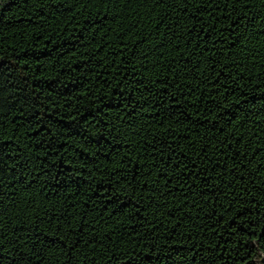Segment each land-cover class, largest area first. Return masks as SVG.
Returning a JSON list of instances; mask_svg holds the SVG:
<instances>
[{
	"label": "trees",
	"instance_id": "obj_1",
	"mask_svg": "<svg viewBox=\"0 0 264 264\" xmlns=\"http://www.w3.org/2000/svg\"><path fill=\"white\" fill-rule=\"evenodd\" d=\"M0 264H264V0H0Z\"/></svg>",
	"mask_w": 264,
	"mask_h": 264
},
{
	"label": "snow or ice",
	"instance_id": "obj_2",
	"mask_svg": "<svg viewBox=\"0 0 264 264\" xmlns=\"http://www.w3.org/2000/svg\"><path fill=\"white\" fill-rule=\"evenodd\" d=\"M126 2H128V0H126Z\"/></svg>",
	"mask_w": 264,
	"mask_h": 264
}]
</instances>
